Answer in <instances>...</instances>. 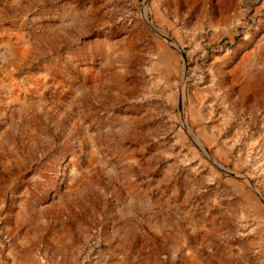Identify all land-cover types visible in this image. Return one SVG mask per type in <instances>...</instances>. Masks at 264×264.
Instances as JSON below:
<instances>
[{"label": "rangeland", "instance_id": "rangeland-1", "mask_svg": "<svg viewBox=\"0 0 264 264\" xmlns=\"http://www.w3.org/2000/svg\"><path fill=\"white\" fill-rule=\"evenodd\" d=\"M264 0H0V264H264Z\"/></svg>", "mask_w": 264, "mask_h": 264}, {"label": "water", "instance_id": "water-1", "mask_svg": "<svg viewBox=\"0 0 264 264\" xmlns=\"http://www.w3.org/2000/svg\"><path fill=\"white\" fill-rule=\"evenodd\" d=\"M264 201V200H263Z\"/></svg>", "mask_w": 264, "mask_h": 264}]
</instances>
